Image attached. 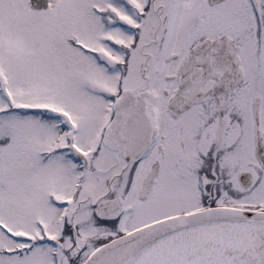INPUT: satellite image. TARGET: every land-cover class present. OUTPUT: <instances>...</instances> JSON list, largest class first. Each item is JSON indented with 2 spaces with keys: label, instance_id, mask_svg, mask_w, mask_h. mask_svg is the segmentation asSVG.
<instances>
[{
  "label": "snow or ice",
  "instance_id": "1",
  "mask_svg": "<svg viewBox=\"0 0 264 264\" xmlns=\"http://www.w3.org/2000/svg\"><path fill=\"white\" fill-rule=\"evenodd\" d=\"M0 264H264V0H0Z\"/></svg>",
  "mask_w": 264,
  "mask_h": 264
}]
</instances>
